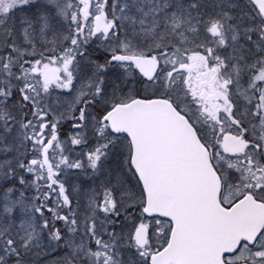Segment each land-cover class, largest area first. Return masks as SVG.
<instances>
[{
    "label": "snow or ice",
    "instance_id": "6c2138e0",
    "mask_svg": "<svg viewBox=\"0 0 264 264\" xmlns=\"http://www.w3.org/2000/svg\"><path fill=\"white\" fill-rule=\"evenodd\" d=\"M0 264H264V0H0Z\"/></svg>",
    "mask_w": 264,
    "mask_h": 264
}]
</instances>
